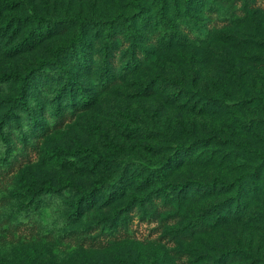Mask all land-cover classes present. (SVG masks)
I'll return each instance as SVG.
<instances>
[{"label":"rangeland","instance_id":"obj_1","mask_svg":"<svg viewBox=\"0 0 264 264\" xmlns=\"http://www.w3.org/2000/svg\"><path fill=\"white\" fill-rule=\"evenodd\" d=\"M24 1L0 0V28L8 26L0 38V118L4 119L12 107L6 101L18 95L21 77L29 76L39 59L51 60L54 49L75 35V27L69 26L22 49L25 36L38 27L31 19L33 11L46 18L103 20H119L121 15L137 18L144 11L160 22L159 30L138 36L141 49L125 39L118 41L116 72L130 68L131 49L141 53L139 66L130 68L131 74L120 82L104 86L98 75L74 66L77 85L93 97L90 108L65 115L50 126L49 134L33 138L36 145L21 154V167L0 183V197L6 191L40 190L66 182L76 185V191L91 192L111 181L131 158L132 185L113 204L131 209L119 216L122 225L110 232L111 208L86 209L77 217L71 205L74 194H65L37 216L44 233L54 227L63 232L85 229L100 221L101 227L77 239L32 234L24 226L12 233L6 217L13 203L2 201L0 264H220L224 249L237 248L257 259L242 256L228 264H264V160L245 149L247 145L264 153V48L251 42L255 33L264 36V0H255L256 4L249 0V5L244 0H192L191 14L185 17L178 14L173 0L163 4L141 0L144 9L135 4L138 0ZM178 4L183 12L186 3L178 0ZM102 46V40H94V51ZM182 85L201 90L206 99L197 100ZM230 94H245L249 100L235 103ZM177 145L187 150L179 152L174 162ZM159 164L167 169L155 176L153 167ZM247 177L244 187L252 198L243 201L241 220L214 225L212 208L231 205L237 196L232 186ZM189 181L188 197L173 200L178 187ZM212 184L218 186L214 193L189 197ZM164 191L171 196L168 204L156 200L132 209L139 197L150 199ZM107 242L105 248L90 245Z\"/></svg>","mask_w":264,"mask_h":264},{"label":"trees","instance_id":"obj_2","mask_svg":"<svg viewBox=\"0 0 264 264\" xmlns=\"http://www.w3.org/2000/svg\"><path fill=\"white\" fill-rule=\"evenodd\" d=\"M173 1L174 8L175 6L180 7L178 0ZM183 1L186 3V8L182 12L178 7V14L182 17L189 16L191 14L189 10L193 8L192 0ZM160 2L163 4L166 0H160ZM244 2L249 5V0H244ZM254 2L255 0H251V4H256ZM16 3L13 2V4ZM24 3L28 4V1L25 0ZM135 4L140 6V9L145 8L141 0H138ZM199 4L201 5L202 2H199ZM145 13L141 11L137 18L121 15L119 20H103L92 16L70 15H56L46 18L37 15L34 11L31 13V19L33 22H37L38 27L25 36L20 43L22 49L34 47L44 39L59 34L69 26L75 27L76 30L72 40L54 49L51 60L39 59L36 68L30 69V75L21 77L18 95L6 101L11 103L12 107L9 114L5 116V119L0 118V183L21 167V154H24L28 148L36 145L34 143L36 139L33 140V138L40 139L49 134L51 131L49 129L50 126H55L56 123L61 122L65 115H73L79 109L90 108L93 97L86 93V89L77 85L76 72L74 71L76 69H74V66L78 70H85L92 74L95 73L98 75V81L104 86L116 84L127 78L131 74L130 72H132L130 68L136 69L139 66L140 55L137 54L141 53L131 49L132 57L131 61L129 60L130 62H128L131 64L129 65L130 68H120L119 72H116V63L114 62L116 61L115 52L117 51L120 39H125L132 45H137V49H141L137 43L139 41L138 36H142L143 34L149 35L151 29L152 31L159 30L158 24L160 21L158 17L149 16ZM17 28L15 27V29ZM169 29L172 30L171 28ZM5 30H8V26L0 28V33ZM172 34H175V32H172ZM1 36H3V33L0 34V38ZM171 39L168 38L166 41L170 43L172 42ZM94 40L103 41V46L99 51L93 50ZM159 41L164 43L162 39ZM251 42L264 48V36L260 32L253 35ZM181 87L187 93L196 95L197 100L206 99L205 94L199 89L185 85ZM244 95L237 96L230 94L229 96L230 100H234L235 103H242L249 100ZM227 100H225V103L229 102ZM43 118L47 120L45 124L41 122ZM203 141L204 139L196 142L193 149L198 150ZM176 147V154L174 159H172L174 162L179 160V152L187 150L185 145H177ZM245 149L254 155H259L264 160V153H261L259 150L247 145H245ZM131 160V158H127L123 162L124 168H121L111 181L97 185L91 192L76 191L78 187L72 182H66L62 185H45L40 190L30 187L23 191H6L0 197V202L7 201L13 203V210L6 217L8 230L14 233L15 230L24 226L32 234L36 233L38 235L44 234L52 237L72 239L79 238L82 233L98 230L101 227V221L99 223L92 222L85 229H71L63 232V229H55L57 227H54L47 233L43 232L42 225L37 220V216L40 217L45 208L54 202V199L57 200V198L65 194H74V200H72L71 204L73 214H76L80 218L86 209L92 210L98 207L111 208L109 220H111L112 224L109 230L111 232V230L116 229L117 232L119 226L122 225L119 223V216L123 211L124 214H128L127 211H131V209L125 207L113 206L118 199L122 198L126 187L132 185L131 178L128 176L130 168H133L132 163H134ZM153 169L155 170L154 173H156L154 174L155 176H161L167 168L163 164H159L154 166ZM248 180L249 178L247 177L234 183L232 190L237 191V196L234 197V201L232 204L230 203L231 205L214 206L212 208L210 216L214 225L241 220L243 201L246 202L248 200L247 202H249L252 198V193L247 195L248 192L246 187H244L247 186ZM189 183L190 181L181 186L179 185L180 191H178L177 197L173 200H179L180 197H188L189 191H185V189H188ZM2 186L3 184H0V189ZM206 186V189L202 191H192L189 197L198 199L214 193L218 188L217 185L213 184ZM168 193V191H164L163 194H155L150 199L139 197L140 199L136 204H133L132 209H136L137 206L141 209L146 203L150 205L156 204V200H164L168 204L167 202L171 198ZM170 202L172 203V200ZM77 217L72 218L77 219ZM203 224L209 223L203 221ZM196 229H192V231ZM115 234L110 233V236H114ZM109 243L107 242L103 246L95 243H91L90 245L105 248ZM242 256L244 258L257 259L251 252L242 249H224L220 264L232 263L235 259Z\"/></svg>","mask_w":264,"mask_h":264}]
</instances>
